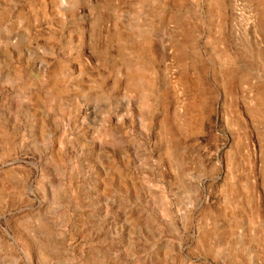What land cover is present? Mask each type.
Masks as SVG:
<instances>
[{
	"label": "rangeland",
	"instance_id": "374dc122",
	"mask_svg": "<svg viewBox=\"0 0 264 264\" xmlns=\"http://www.w3.org/2000/svg\"><path fill=\"white\" fill-rule=\"evenodd\" d=\"M0 264H264V0H0Z\"/></svg>",
	"mask_w": 264,
	"mask_h": 264
}]
</instances>
